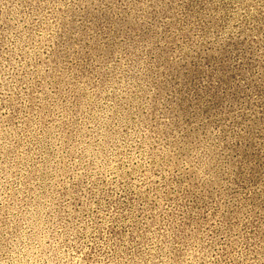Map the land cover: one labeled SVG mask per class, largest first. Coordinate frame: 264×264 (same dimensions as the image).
I'll list each match as a JSON object with an SVG mask.
<instances>
[{
    "label": "rangeland",
    "instance_id": "1",
    "mask_svg": "<svg viewBox=\"0 0 264 264\" xmlns=\"http://www.w3.org/2000/svg\"><path fill=\"white\" fill-rule=\"evenodd\" d=\"M0 264H264V0H0Z\"/></svg>",
    "mask_w": 264,
    "mask_h": 264
}]
</instances>
